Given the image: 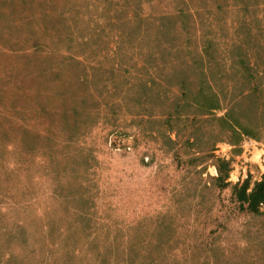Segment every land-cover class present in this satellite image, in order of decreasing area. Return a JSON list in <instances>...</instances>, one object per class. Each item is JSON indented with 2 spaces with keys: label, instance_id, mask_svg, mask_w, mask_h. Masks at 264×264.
Wrapping results in <instances>:
<instances>
[{
  "label": "rangeland",
  "instance_id": "1",
  "mask_svg": "<svg viewBox=\"0 0 264 264\" xmlns=\"http://www.w3.org/2000/svg\"><path fill=\"white\" fill-rule=\"evenodd\" d=\"M263 179L264 0H0V264H264Z\"/></svg>",
  "mask_w": 264,
  "mask_h": 264
},
{
  "label": "trees",
  "instance_id": "2",
  "mask_svg": "<svg viewBox=\"0 0 264 264\" xmlns=\"http://www.w3.org/2000/svg\"><path fill=\"white\" fill-rule=\"evenodd\" d=\"M208 101H211V100L208 99ZM210 104L211 102L208 103V105ZM247 185H248V182H246L241 188V191H242L241 198L244 199V201L250 202V205H252L255 209H258V205L260 203H264V179L261 182H258L254 190L249 194L247 193V190H246Z\"/></svg>",
  "mask_w": 264,
  "mask_h": 264
}]
</instances>
